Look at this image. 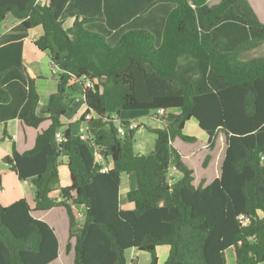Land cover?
<instances>
[{"label": "trees", "instance_id": "trees-1", "mask_svg": "<svg viewBox=\"0 0 264 264\" xmlns=\"http://www.w3.org/2000/svg\"><path fill=\"white\" fill-rule=\"evenodd\" d=\"M163 1L171 8L159 36L134 27L111 36L87 16L66 28L64 20L74 16L68 13L70 0H0V26L13 15L21 21L19 38L41 26L44 33L35 43L62 69L54 73L58 90L43 110L47 116L39 112L40 94L30 76L25 102L6 112L34 128L46 119L51 123L31 149L21 153L14 145L4 157L20 180L35 186V194L32 202L0 201V264H51L61 257L55 229L32 215L59 206L68 215L66 252L74 248V264H138V257L128 262L131 248L159 264L160 246L170 247L164 264H230L228 250L232 264H264V57L240 59L264 44V22L250 0ZM13 53L0 49V60ZM84 74L94 80L93 88L75 81ZM4 84L0 80L2 111L11 106ZM83 94L79 122L86 123L87 139L62 122ZM161 108L180 112L167 126L149 128L156 134L149 154L136 153V129L120 118L126 129L120 135L114 116ZM191 119L208 133V149L215 148L220 132L226 137L221 176L208 185L193 183L194 170L174 145L176 138L197 141L183 132ZM64 157L66 177L60 171ZM210 159L207 154L204 168ZM174 167L180 178L173 177ZM122 173L135 177L127 193L131 208L121 204Z\"/></svg>", "mask_w": 264, "mask_h": 264}, {"label": "crops", "instance_id": "crops-1", "mask_svg": "<svg viewBox=\"0 0 264 264\" xmlns=\"http://www.w3.org/2000/svg\"><path fill=\"white\" fill-rule=\"evenodd\" d=\"M41 1L44 2V0ZM220 1L221 0H217L215 3L210 4V0H208V3L210 5H214L218 4ZM250 2L252 1L250 0ZM251 4L253 8L256 9L255 11L258 12L257 14H259L258 16H260V20L264 22L263 12H261V10H257V6H255L253 3ZM170 8L171 5L163 0H70V3L68 5V13L74 16L67 17L64 20V26L66 28H70L77 17L83 19L85 16H87L89 18L96 19V27H98V23H100L108 30H110L111 36L116 34L117 31L123 27L144 29L159 36L164 29ZM20 23L21 21L15 18L13 15H7L0 26V49L6 48L14 51L12 55L8 56L7 58L5 57L6 62L0 60V69H4L2 71L3 73L1 74L2 76H0V80L5 82L2 89H4V94L8 98L7 103L11 105L10 109L6 108L3 111L2 108H0V175H2V185L0 186V201L4 205H10L11 203L24 197L32 202L35 194V186L29 181L20 180L17 175L10 169L8 164L4 162V157L12 154L14 145L16 149L21 153L31 149L35 145L38 133L46 129L51 123L49 119H46L38 128H34L25 124L18 117L12 118V116H8L6 112L10 111L11 113H15L16 109H19L25 102L26 89H28L26 79L29 76L35 80L38 92L40 94V114L47 116V114L44 113L43 110L47 108L50 95L58 90V80L56 75L54 74V71L52 70L51 55L47 51L39 50L38 46L35 43V40L44 33L43 30H40V28L42 27L37 26L35 28H31L25 32L24 37L19 38L17 35L23 33L18 29ZM19 45H22L21 58L18 57L17 52ZM263 46L264 44L255 49L249 50L246 53H252V51L256 52ZM247 59H250V57H248ZM75 106L78 107L79 111L77 112L76 116L69 121L68 124H72V128L74 130L78 132H84L85 129L76 127V123H79L78 120L86 108V106H84V101L82 100V98H78L76 100L73 108H75ZM170 112H175V115H178L180 110H166V113L160 117H158L156 114L152 117L151 115H149V112H144L141 110H131L127 111V118L124 117L125 112L122 111L121 115L119 116L121 119L136 121L139 124V127L136 128V137L134 139L136 153L149 154L153 150L154 139L149 135V128H162L167 126L168 122L172 120H170V117L168 116ZM64 116L62 117V122L65 125H68L63 121ZM174 145L178 148L176 140L174 141ZM205 145H208V142L205 143ZM216 146L214 150H210V153H208L211 155V159L205 170L211 168V161L213 157L212 152L215 151ZM226 147L227 144L224 148L223 155H221L219 165L214 169V173L212 174V176H209L208 178L203 177L199 180L198 183H204V185H208L215 178L221 176ZM206 149L209 150L208 148ZM182 157L185 162L184 155H182ZM64 158V165L60 166V171L62 173V176L66 177L68 176L69 171L66 165L67 160L65 161ZM173 170V174L176 178H180L182 176L181 171L177 170L175 167L173 168ZM196 179V172L194 170L193 183L198 186L199 184H196ZM62 184L65 185L67 184V182L64 181ZM135 186L136 181L134 175L122 173L120 199L123 208L132 207V204L127 198V193ZM58 194L59 190L55 191V195ZM58 209L62 210L65 216L67 215L66 209L62 206L54 207L50 210L45 211H55ZM43 211L44 210L32 211V215L36 218L47 220L46 222H48L55 229V232L58 236L54 221L37 214L38 212ZM81 218H83V214H81ZM71 241L72 245L74 246L75 238H73ZM162 247L164 248V246H160L158 248L159 254L162 250ZM166 247H168V250H170L169 246H165V248ZM131 249L133 251L134 257L139 258L140 256L136 252L138 250H134V248ZM71 251H74V248ZM228 252L230 256L232 252L228 250L227 254ZM231 255L232 259L229 260V263L232 262L234 258L233 254ZM56 260H54L53 262H55ZM138 264H140V260ZM159 264H161L160 257Z\"/></svg>", "mask_w": 264, "mask_h": 264}, {"label": "rangeland", "instance_id": "rangeland-1", "mask_svg": "<svg viewBox=\"0 0 264 264\" xmlns=\"http://www.w3.org/2000/svg\"><path fill=\"white\" fill-rule=\"evenodd\" d=\"M216 1L217 0H210V4L215 3ZM251 1H252L251 3H253L255 6H257L256 7L257 10H261V12H263V14H264V0H251ZM40 30H43V29L40 28ZM248 57H250V59L256 58V57H264V46L261 47V49H259L256 52L252 51V53L251 52L243 53L240 56V59L247 60ZM79 95H81V93ZM78 111H79L78 107L75 106V108H73V110L69 111L68 114L66 116H64L63 121L66 124H68L69 121L72 120V118H74L76 116ZM123 111L125 112L124 117L127 118V111H131V110H123ZM141 111L149 112L150 113L149 115H151L152 117L155 116V114H156V112L154 110H141ZM168 116L170 117V120L171 119L173 120V118L176 115H175V112H170ZM170 122H168V123H170ZM76 127L80 128V129H86V123L85 122L76 123ZM148 132H149V135L154 139V146H155L156 134L153 133L151 130H149ZM183 132L185 134L197 137V142H193V143L192 142H186V141L182 140L181 138H177L176 144L178 146V150L180 151V153L182 155H184V157H185V163L190 168L195 170L196 177H197L196 184H200L198 182L201 178H203V177L208 178L209 176H212V174L214 173V169L216 167H218L221 155H223V151H224V148L226 146L225 134L223 132L219 133L218 138H217L216 149H215V151L212 152L213 157H212V161H211L212 162L211 168L208 170H205V168L203 167V162L205 160L206 155L208 153H210L209 152L210 149L207 150L206 148H208V147H207V145H205V143L208 142V133L199 126L198 121L196 119L189 120L186 123V126H185ZM135 133H136V130H135ZM135 137H136V134L134 135V138ZM134 143H135V140H134ZM64 160L66 161L67 158L65 157ZM173 171L174 170H172V174H173ZM173 177H174V174H173ZM0 191H1V189H0ZM37 214H39V215H41L47 219H52L54 221L55 228H56L57 233H58V237H59V241H60L59 251H60L61 257H59L52 264H74V256H75L74 251H71V253L66 252V244L69 240V219H68V216L67 215L65 216L64 212L62 210H59V209L55 210V211L38 212ZM81 220H83V219L81 218ZM44 221H47V220H44ZM168 251H169L168 247L165 248V246H164V248L162 247L160 254L158 253V255L160 257V263L161 264H164V262L166 261V259L168 257ZM136 252L140 256L139 257L140 264H150L151 257L149 255V253L138 252V251H136ZM231 254L229 256V252H228V255H227L228 260L232 259ZM126 256H127L128 262L130 263L131 259H133V257H134L132 249H129L128 251H126ZM232 262H230V263H232Z\"/></svg>", "mask_w": 264, "mask_h": 264}, {"label": "built area", "instance_id": "built-area-1", "mask_svg": "<svg viewBox=\"0 0 264 264\" xmlns=\"http://www.w3.org/2000/svg\"><path fill=\"white\" fill-rule=\"evenodd\" d=\"M52 70L54 71V73H61L62 72V69L59 65H56L55 63L52 62ZM75 81H79L81 84H83L84 88H93L94 87V80L92 78H90V76H88L87 74H84L83 76H81L80 78H75ZM85 94H83L82 96V100L84 101V106L85 105ZM85 111V110H84ZM166 113V110L161 108L157 111L156 115L158 117L160 116H163L164 114ZM91 114L87 115V118L90 119L91 118ZM115 120H116V123H118V132L120 135H124L125 134V127L122 126L120 124V117L119 116H114ZM139 127V124L136 122V121H131V123L129 124V128L130 129H136ZM81 138L82 139H87L89 138L87 132H82L81 133ZM64 135L61 131H58L57 134H56V140L58 142H62L64 140ZM109 169V167L106 165L102 168L101 171L105 172ZM240 219L243 221L244 224H247L250 222V218L249 217H245V216H240Z\"/></svg>", "mask_w": 264, "mask_h": 264}]
</instances>
